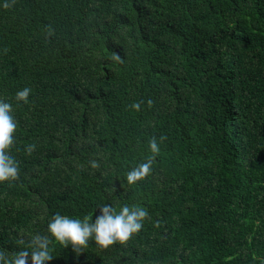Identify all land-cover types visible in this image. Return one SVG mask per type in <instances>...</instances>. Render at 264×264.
I'll return each instance as SVG.
<instances>
[{
	"label": "trees",
	"instance_id": "obj_1",
	"mask_svg": "<svg viewBox=\"0 0 264 264\" xmlns=\"http://www.w3.org/2000/svg\"><path fill=\"white\" fill-rule=\"evenodd\" d=\"M0 100L20 169L0 250L127 205L149 215L126 244L49 264H264V0H0Z\"/></svg>",
	"mask_w": 264,
	"mask_h": 264
},
{
	"label": "clouds",
	"instance_id": "obj_2",
	"mask_svg": "<svg viewBox=\"0 0 264 264\" xmlns=\"http://www.w3.org/2000/svg\"><path fill=\"white\" fill-rule=\"evenodd\" d=\"M31 88L24 87L15 94V100L28 103ZM151 104V101L148 102ZM133 110H139L140 104L131 105ZM13 105L0 100V183L15 181L19 178L20 169L16 159L9 154L14 144V134L17 129V122L13 115ZM163 139V137L161 138ZM149 148L152 153H158L159 147L153 137L149 141ZM35 145L27 146L26 154L31 155ZM152 160L140 164L127 174V182L133 185L144 179L151 170ZM92 168H98L96 161L91 163ZM148 211L139 206H123L117 212L109 205L99 208V215L93 221L91 217L83 219L71 218L56 212L47 223L45 234H34L25 242L23 238L18 240L19 245L24 247L11 254L0 250V264H49L53 259L52 245H59L62 248L71 247L79 253L93 241L97 248L104 250L117 243L120 245L138 233L143 227V221L148 217Z\"/></svg>",
	"mask_w": 264,
	"mask_h": 264
}]
</instances>
